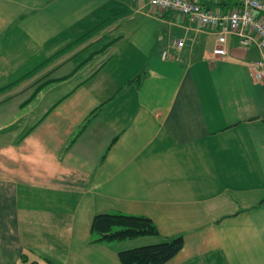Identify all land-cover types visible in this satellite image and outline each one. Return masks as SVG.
<instances>
[{"label": "crops", "instance_id": "crops-1", "mask_svg": "<svg viewBox=\"0 0 264 264\" xmlns=\"http://www.w3.org/2000/svg\"><path fill=\"white\" fill-rule=\"evenodd\" d=\"M215 40L137 0H0V264H122L105 212L181 234L163 264H264L259 51Z\"/></svg>", "mask_w": 264, "mask_h": 264}, {"label": "built area", "instance_id": "built-area-1", "mask_svg": "<svg viewBox=\"0 0 264 264\" xmlns=\"http://www.w3.org/2000/svg\"><path fill=\"white\" fill-rule=\"evenodd\" d=\"M160 10H172L190 22L209 27L216 34V43L211 54L217 57L227 55L228 36H235L240 46L255 47L259 57L250 61L249 71L256 80L264 79V0H235L232 7H206L197 0H137ZM222 1V0H219ZM184 44L182 38H173L170 47L180 51ZM161 57L180 59L178 54L162 49Z\"/></svg>", "mask_w": 264, "mask_h": 264}, {"label": "trees", "instance_id": "trees-1", "mask_svg": "<svg viewBox=\"0 0 264 264\" xmlns=\"http://www.w3.org/2000/svg\"><path fill=\"white\" fill-rule=\"evenodd\" d=\"M139 77L140 73L133 77V80ZM96 110L97 108L93 110V114ZM91 233L92 242H111L158 234V229L153 220L146 215L105 212L93 217ZM182 246L183 236L178 234L158 242L120 249L117 255L122 264H163L173 257Z\"/></svg>", "mask_w": 264, "mask_h": 264}, {"label": "rangeland", "instance_id": "rangeland-1", "mask_svg": "<svg viewBox=\"0 0 264 264\" xmlns=\"http://www.w3.org/2000/svg\"><path fill=\"white\" fill-rule=\"evenodd\" d=\"M109 44V43H108ZM108 44H104L103 46H104V49H106L107 47H108ZM104 77V75H103V73L102 74H98L97 75V81L96 82H98L99 80H101V78H103ZM60 80H62V79H60ZM80 130V129H79ZM79 130L77 131V133L79 132ZM77 133H76V135H77ZM133 239H136V240H133V243L135 244V245H132L131 247H133V246H139V245H145V244H150L151 242H157V241H161L162 240V238H160V237H158L157 235H154V236H143V238H140L141 240H143V241H141V243H137L138 241H137V239L138 238H133ZM156 240V241H155ZM135 241V242H134ZM149 242V243H148ZM122 244V242L120 243V245ZM121 248V247H120ZM126 248H130V247H126Z\"/></svg>", "mask_w": 264, "mask_h": 264}]
</instances>
